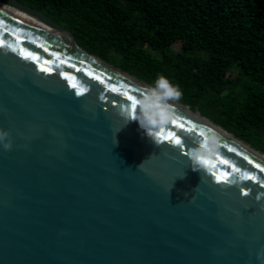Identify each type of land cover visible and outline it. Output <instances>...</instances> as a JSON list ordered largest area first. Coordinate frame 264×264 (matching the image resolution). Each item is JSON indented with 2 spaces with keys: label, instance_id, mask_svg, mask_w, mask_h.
<instances>
[{
  "label": "water",
  "instance_id": "water-1",
  "mask_svg": "<svg viewBox=\"0 0 264 264\" xmlns=\"http://www.w3.org/2000/svg\"><path fill=\"white\" fill-rule=\"evenodd\" d=\"M0 2L69 37L0 6V128L13 139L0 144V264H261L264 154L178 101L184 127L172 120L155 144L120 115L132 109L124 92L138 100L151 85L41 11ZM208 128L220 136L215 167L193 171L188 152Z\"/></svg>",
  "mask_w": 264,
  "mask_h": 264
},
{
  "label": "trees",
  "instance_id": "trees-1",
  "mask_svg": "<svg viewBox=\"0 0 264 264\" xmlns=\"http://www.w3.org/2000/svg\"><path fill=\"white\" fill-rule=\"evenodd\" d=\"M18 1L148 85L164 75L182 90L178 102L200 105L203 116L264 153V0Z\"/></svg>",
  "mask_w": 264,
  "mask_h": 264
},
{
  "label": "clouds",
  "instance_id": "clouds-1",
  "mask_svg": "<svg viewBox=\"0 0 264 264\" xmlns=\"http://www.w3.org/2000/svg\"><path fill=\"white\" fill-rule=\"evenodd\" d=\"M182 95V90L178 85H174L164 75H159L153 85L137 100L135 110L122 105L120 107V115L125 120L138 121L141 128L146 130L147 135L155 144H158L160 140L155 135V130L163 129L175 118L171 102L179 101ZM203 137V140L188 152L193 171H200L205 168L204 161L211 160L220 146V136L215 130L211 128L203 130ZM0 144L6 150L12 148L13 139L11 130L0 128ZM143 163L138 165V169L141 168ZM172 187L169 189V194ZM185 195L187 196L188 194L185 193ZM262 197H264V193L258 194L256 199L259 201ZM257 259L261 261V264H264V247H261L258 251Z\"/></svg>",
  "mask_w": 264,
  "mask_h": 264
},
{
  "label": "snow or ice",
  "instance_id": "snow-or-ice-1",
  "mask_svg": "<svg viewBox=\"0 0 264 264\" xmlns=\"http://www.w3.org/2000/svg\"><path fill=\"white\" fill-rule=\"evenodd\" d=\"M33 58H35V57H33ZM77 70L79 71L80 69H77ZM86 74L89 75V76H93L95 79L99 80L101 83H105L104 78H102L101 76H95V75H94L93 73H91V72H86ZM108 79H110V77H109ZM73 87H76V85L73 84ZM109 90H110V91H117V92H119V89H117V88H115V87L109 88ZM83 91H84V89H80V92H79L78 94H83ZM123 95L125 96V98H126L127 100L132 101V108H133V110H135L137 100H135V99L133 98V96L130 95L128 92H124ZM172 123H173L174 125H176V126L181 127V128L184 127V125H183L182 123H179V124H178V122H177L176 120H173ZM194 127H195V126H193V129H194ZM200 135L203 137V131L200 132ZM161 139H162V140H169L170 142L175 143V145H177V146H180L181 143H182L181 139H179V138L173 136L172 133H168L167 135H163V134H162V135H161ZM245 159H247V157H245ZM204 163H205V165H208V166H210V167H215L214 165H211V162H210L209 160L204 161ZM249 163H251V161H249ZM255 167H256V168H259L261 172H264V168H261V166H260L259 164H256ZM247 178H248V179H253L254 177L249 176V177H247ZM219 179H220V180H224V179H226V174H225L224 176L219 177ZM261 186L264 187V182H261ZM242 195H245V196H246V195H248V192H243Z\"/></svg>",
  "mask_w": 264,
  "mask_h": 264
},
{
  "label": "bare ground",
  "instance_id": "bare-ground-1",
  "mask_svg": "<svg viewBox=\"0 0 264 264\" xmlns=\"http://www.w3.org/2000/svg\"><path fill=\"white\" fill-rule=\"evenodd\" d=\"M0 6H2L3 8L7 9L8 11H10V12L16 14L17 16H19V17H21V18H23V19H25V20H27V21H30V22H32V23L37 24V25L40 26L38 20H36V19H34V18L28 16L27 14H25V13H23V12H20V11L14 9V8L8 6V5H5V4H3V3H1V2H0ZM49 32H50V31H49ZM51 33H52V32H51ZM52 34H53V33H52ZM54 35H55V34H54ZM58 35H59V36H56V35H55V36L58 37L60 40H63V41H65V42H69V37L67 36V34L60 32V34H58ZM95 60H96V59H95ZM107 67H109V65H107ZM132 80H134V79H132ZM134 81H135V80H134ZM186 110H188V109H186ZM189 110L191 111L190 108H189Z\"/></svg>",
  "mask_w": 264,
  "mask_h": 264
},
{
  "label": "rangeland",
  "instance_id": "rangeland-1",
  "mask_svg": "<svg viewBox=\"0 0 264 264\" xmlns=\"http://www.w3.org/2000/svg\"><path fill=\"white\" fill-rule=\"evenodd\" d=\"M39 22V24H40V26L41 27H43V28H45L46 30H48V31H50V32H52L53 34H55L56 36H59L58 34H60V32L59 31H57V30H55V29H52V28H50V27H48L47 25H45L44 23H42V22H40V21H38ZM181 48H182V45H181V43H178V44H175L174 46H173V49L174 50H176V51H180L181 50ZM238 73V71L236 70L235 71V74H237ZM235 74L234 73H231L230 75H231V77H235ZM188 106V105H187ZM190 107V106H189ZM224 129V128H223ZM230 133V132H229ZM237 137V136H236ZM243 141V140H242ZM244 143H246V144H249L248 142H246V141H243ZM250 145V144H249ZM251 146V145H250ZM254 148V147H253ZM256 149V148H255ZM261 152V151H260ZM262 153V152H261ZM264 154V153H263Z\"/></svg>",
  "mask_w": 264,
  "mask_h": 264
}]
</instances>
